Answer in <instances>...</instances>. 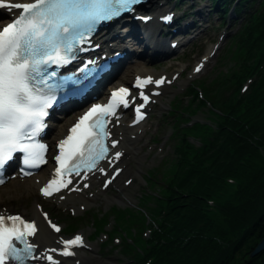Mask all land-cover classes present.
I'll return each instance as SVG.
<instances>
[{
    "label": "snow or ice",
    "instance_id": "obj_1",
    "mask_svg": "<svg viewBox=\"0 0 264 264\" xmlns=\"http://www.w3.org/2000/svg\"><path fill=\"white\" fill-rule=\"evenodd\" d=\"M140 3L142 0H0V8L20 10L11 23L0 28V170L16 153H23V162L29 168L46 163L43 153L47 146L38 143L36 138L46 127L48 109L56 99V86L50 81L57 73L48 71L49 67L70 63L78 52L86 50L81 45L90 44L89 38L101 23L134 12ZM195 70L199 72L200 67ZM70 82L80 83L79 80ZM170 82L163 76L159 79L137 76L134 87L140 89L138 95L121 86L112 91L106 104H96L79 117L69 134L58 142L59 154L54 157L58 167L53 178L40 189L42 195L51 197L62 190L86 189L89 173L95 172L106 177L104 187L107 188L122 171L116 162L124 155L118 150L121 141L112 138L107 127L110 118L119 123L117 109L134 106L136 119L133 124L139 123L145 118L142 109L150 101L144 89L148 85L159 87ZM153 94L159 95V92ZM137 99L142 103L136 104ZM102 161H107V167ZM108 168H112L111 174ZM25 174L31 175L30 172ZM73 177L85 182L76 186ZM4 182L0 179V184ZM59 198L64 199V196ZM42 214L51 229L59 233L61 227L52 222L47 213ZM38 231L35 220L0 209V264H27L39 260L61 264L54 253L74 256L73 249L85 244L84 238L77 234L71 239L61 238L58 243L62 247L37 252L39 245L29 238L35 237Z\"/></svg>",
    "mask_w": 264,
    "mask_h": 264
},
{
    "label": "trees",
    "instance_id": "obj_2",
    "mask_svg": "<svg viewBox=\"0 0 264 264\" xmlns=\"http://www.w3.org/2000/svg\"><path fill=\"white\" fill-rule=\"evenodd\" d=\"M254 1L239 0L235 9L246 20L243 68L235 79L194 91L198 108L217 120L195 124L209 131L200 142L177 141L175 147L187 145L193 156L180 162L167 196L160 195L164 212L143 248L127 251L140 256L130 264H232L239 254L242 264H260L264 258V250L248 256L264 235V0L253 7ZM228 2L212 5L226 10ZM254 70L248 88L238 92Z\"/></svg>",
    "mask_w": 264,
    "mask_h": 264
},
{
    "label": "rangeland",
    "instance_id": "obj_3",
    "mask_svg": "<svg viewBox=\"0 0 264 264\" xmlns=\"http://www.w3.org/2000/svg\"><path fill=\"white\" fill-rule=\"evenodd\" d=\"M200 1L204 8L212 9L209 0ZM256 2L258 3V0H255L251 6L254 7ZM261 2L260 0L259 3ZM188 5L189 1L183 0V8ZM236 16L235 19L231 17L230 24L227 25L225 18H220L215 12L210 11L209 20L204 22L209 27L195 35L198 36L196 43L187 42L178 51L164 58L147 63H137L154 71L157 75L174 72L175 78L166 84L168 87L166 94L158 97L160 104L150 103L148 118L140 127L141 137L136 143L140 149L134 155L136 158L131 157L125 174H119L116 177L118 182L124 183L121 201L103 199L104 196L115 194V184L109 185L99 199L74 210L71 209L70 212L69 207L37 199V202L48 212L52 222L61 227V231L54 235L71 239L78 233H82L84 241L93 246L89 252H83L91 258V263L130 264L131 260L135 261L140 258L138 254L136 257L127 251L130 248L133 250L143 248L144 239L148 237V230L153 228L158 213L164 212L159 201L160 195L167 196L163 194L166 188L173 186L174 175L178 171L180 162L183 163L193 156L187 145L182 144L175 147L177 141L185 137L188 143L195 140L200 142V139H204L209 131L195 124L200 125L205 123V120L207 122L217 120L198 108L194 91H197L200 86L227 80L226 78L235 79L239 75L238 70L243 68L240 65L239 56L244 53L242 48L246 45L243 41L246 20L242 22L245 14ZM0 20L2 23L6 19L0 18ZM224 30L226 33L220 41L219 37ZM217 45L219 47L215 49ZM209 49L211 52L208 59L197 72L194 69L196 59L201 58V55ZM133 65H125V70L128 68L127 76ZM257 68H260L259 65L256 70ZM122 74L118 73L115 80H118ZM254 74L255 70L244 76L239 83V88L241 89L242 85L245 87L250 81V79L246 81L245 79L254 78ZM120 80L124 82L126 79L121 78ZM196 96L200 97L199 92ZM197 120L201 123L196 122ZM127 181L131 183H126ZM8 186L11 185H5L0 190V197L18 199L22 203H14L13 206H23L27 210V205L30 206L34 199L25 202L28 198L31 199V195L25 196V192L22 191L24 185L19 184L21 195L16 197H12L10 191L6 192L5 189ZM211 203L212 201L209 204ZM61 211L68 214L64 215ZM261 256L255 259L256 263ZM243 261L244 259H241L239 254L232 264H242ZM151 262L146 264H151Z\"/></svg>",
    "mask_w": 264,
    "mask_h": 264
},
{
    "label": "bare ground",
    "instance_id": "obj_4",
    "mask_svg": "<svg viewBox=\"0 0 264 264\" xmlns=\"http://www.w3.org/2000/svg\"><path fill=\"white\" fill-rule=\"evenodd\" d=\"M13 1H18V0H13ZM21 1V0H19ZM154 2V1H152ZM155 3V2H154ZM16 12L14 11L12 13V15H14ZM5 15V14H4ZM0 16H3V14H0ZM1 21V20H0ZM6 21V20H4ZM144 29L146 31L150 30L148 27H144ZM196 31V30H194ZM131 38L134 40L135 45L137 47L138 50H140L141 52H143V49L148 51V53H150L149 47L146 45H144V38L141 36V34H139L137 31H133L131 33H129ZM149 35V34H148ZM146 35V36H148ZM196 37V36H195ZM195 37L193 39H191L189 42H195L196 43V39ZM212 36L209 37V41L211 40ZM148 40L151 41L153 43V49L154 50H159L160 49V45H161V39L158 37L155 38H150L148 37ZM195 46H199V45H195ZM211 49L207 50L203 55H201V58H197L196 59V63H195V67L194 69H196L197 67H202L203 63L208 59L209 55H210ZM133 65V64H132ZM131 71L129 76L128 73H126L127 69L123 72V74L121 76H119V81H114V84L117 82H121V78L124 79H128V78H133L134 76H138V75H145V76H152L154 79H158L161 76L165 77L167 80L172 81L175 77H174V72L169 73V74H159L157 75L154 71L149 70L148 68H146L143 65L137 64V62H135V65L131 66ZM167 83L157 87L154 84L151 85V87L149 88L150 91H156L159 92V95L156 96H152V104H156L159 105L160 104V100L158 97H163L166 92L168 91V87L166 86ZM141 130L138 127H129L127 124L125 123H121L118 127H116L114 129V134L118 137V139L121 141L119 146H118V150H122L124 152V155L121 157V159L116 162V166H118L122 171L120 172V175H124L125 172L128 169V165L130 162V158L134 157L136 158L135 153L140 149V147L136 146V142L138 139H140L141 137ZM105 167H107V164L104 165ZM48 168L49 165L44 164L43 167H40V170L38 171V175L40 174H46L48 172ZM112 168H108V170H110ZM31 177L26 178L25 180H23V185L24 187L30 188V186L32 185L31 183ZM99 181L100 178L98 176H92L90 178V185H93L91 190H85L82 189L81 191H69L63 194L64 199H60L59 197L56 199V202L58 204H67L69 206H71L72 208L76 209L79 205H86L89 204L90 202H93L97 199L100 198V195H104V192L107 190V188H105L104 186H100L99 185ZM112 184H115L116 186V192L115 194H111L110 196H104L103 199L104 200H117V201H121V194H122V188L124 186L123 182H118L117 179L115 178V180L112 182ZM76 186H80V185H76ZM10 191L11 192V196L12 197H16V196H20L21 192H20V186L18 184V182L14 181L13 183V187L8 188L7 192ZM27 195H32V190H26L25 191V196ZM33 199H31L32 201ZM37 198L34 196V202L32 204L27 205V207L29 206V215H30V219L31 220H35L37 222V227L39 229L37 235L35 237H31L32 242L36 243L39 245V248L37 249V252H41L44 251L45 249H50V248H59L62 247V245H60L58 243V241L61 239L60 236L58 235H54V232L51 230V227L48 225L47 221L44 219V217H42L40 210H39V206L37 203ZM2 201H4V197L1 196L0 197V204H2ZM49 217V215H48ZM79 235L82 236V233H78ZM83 237V236H82ZM93 248V246H91L90 244H87L85 242L84 246H80V247H75L73 250L75 251V255L74 256H70V257H64L58 254H53L55 256L56 259L60 260L61 264H93L91 263V258L86 255L83 252H89L91 249ZM33 264H47L48 262H46L45 260H39V261H32Z\"/></svg>",
    "mask_w": 264,
    "mask_h": 264
},
{
    "label": "water",
    "instance_id": "obj_5",
    "mask_svg": "<svg viewBox=\"0 0 264 264\" xmlns=\"http://www.w3.org/2000/svg\"><path fill=\"white\" fill-rule=\"evenodd\" d=\"M264 250V235L260 238V240L255 244V246L251 249L248 256L252 257L258 254L259 252ZM260 264H264V258L261 260Z\"/></svg>",
    "mask_w": 264,
    "mask_h": 264
}]
</instances>
